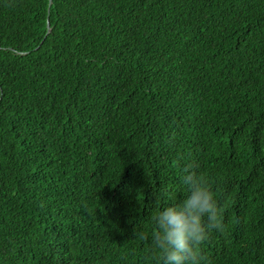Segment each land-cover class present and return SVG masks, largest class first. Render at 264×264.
I'll return each instance as SVG.
<instances>
[{"label":"trees","instance_id":"16d2710c","mask_svg":"<svg viewBox=\"0 0 264 264\" xmlns=\"http://www.w3.org/2000/svg\"><path fill=\"white\" fill-rule=\"evenodd\" d=\"M181 158L264 264V0H0V264H160Z\"/></svg>","mask_w":264,"mask_h":264},{"label":"clouds","instance_id":"9594fccd","mask_svg":"<svg viewBox=\"0 0 264 264\" xmlns=\"http://www.w3.org/2000/svg\"><path fill=\"white\" fill-rule=\"evenodd\" d=\"M183 199L158 206L152 216V250L160 264H206L202 245L213 230L223 229L224 208L208 177L194 160L181 158Z\"/></svg>","mask_w":264,"mask_h":264},{"label":"water","instance_id":"95a60500","mask_svg":"<svg viewBox=\"0 0 264 264\" xmlns=\"http://www.w3.org/2000/svg\"><path fill=\"white\" fill-rule=\"evenodd\" d=\"M49 2L51 3V0H49ZM47 27H48V31L50 30V24L49 22H47Z\"/></svg>","mask_w":264,"mask_h":264}]
</instances>
